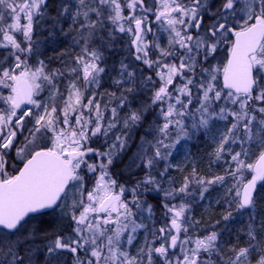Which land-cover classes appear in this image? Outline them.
I'll return each instance as SVG.
<instances>
[{"label":"snow or ice","instance_id":"snow-or-ice-1","mask_svg":"<svg viewBox=\"0 0 264 264\" xmlns=\"http://www.w3.org/2000/svg\"><path fill=\"white\" fill-rule=\"evenodd\" d=\"M262 201L264 0H0V264H264Z\"/></svg>","mask_w":264,"mask_h":264},{"label":"trees","instance_id":"trees-1","mask_svg":"<svg viewBox=\"0 0 264 264\" xmlns=\"http://www.w3.org/2000/svg\"><path fill=\"white\" fill-rule=\"evenodd\" d=\"M67 43L68 41H65V43H62V44L52 45L48 49V55L54 57L55 55L59 54L60 51L66 46ZM52 48L55 49V52L52 51ZM118 56H119L118 52L115 54H112V58L116 61H118L120 58V57L118 58ZM52 65H54V68L55 66H57L58 68L61 66V62L59 60L53 59ZM147 74H148L147 70H145V75ZM101 90L102 91L104 90L114 91L115 89L110 88L108 83H104ZM212 148H213V145L209 141H207L203 136H200L198 139L190 143V154L197 161L196 163L197 169L201 175L207 178H211L214 175H219V174L224 173V170H223L224 162H221V163L215 162V156L211 155ZM209 163H213V165L212 164L209 165ZM122 167H123L122 164H117V167L114 169V171H119ZM185 169L186 171L184 172H178L174 170L171 174L177 180H179L182 178L183 175H186L188 171H191V167H189L188 165L185 166ZM262 203H264V201H262ZM199 208H200V205H197L193 210L194 213H198L197 211L200 210ZM223 211L224 210L219 205H216L214 208H212L211 211L208 212L207 216L205 214L198 216V220L200 221L201 226L211 225L215 221L219 220ZM244 222H245L244 217H240L236 221H234L230 225L231 235L229 233H225V238L229 239L232 243H236L234 236L237 230L244 228ZM243 239L244 237L241 236V242L243 241Z\"/></svg>","mask_w":264,"mask_h":264},{"label":"rangeland","instance_id":"rangeland-1","mask_svg":"<svg viewBox=\"0 0 264 264\" xmlns=\"http://www.w3.org/2000/svg\"><path fill=\"white\" fill-rule=\"evenodd\" d=\"M163 35V34H162ZM131 39V37H128V36H123L121 41H120V44L117 46L118 49H123L124 48V45ZM149 39H151V37H149ZM118 53H119V56L118 58L121 59L122 57H125V55H127L128 53L124 50H118ZM51 67L54 68V65H50ZM55 68H57V66H55ZM109 84V83H108ZM102 91V90H101ZM189 148H190V145H189ZM214 148V146H213ZM213 148H212V151H211V154L213 152ZM191 155V154H190ZM192 157V156H191ZM193 158V157H192ZM185 157H184V152H183V149H181L180 151H178L175 155V158H174V163H178V162H181V161H184ZM194 159V158H193ZM215 162L216 159H215ZM223 161H220L219 163H221ZM218 163V162H217ZM213 165V163H209V165ZM187 164L185 163L184 167L186 166ZM227 167V165L224 163L223 165V170ZM210 179V178H209ZM212 192H210L208 194V199L206 201H202L200 202V210L197 211L198 213H194L193 211V215L196 217V219H198V216H201L203 214H205L206 216L208 215V212L212 210V208H214L217 204L215 203V200L218 196V194H222V189H220L219 187H214L212 190ZM211 230V229H209ZM143 239V233H141L140 235V241H142ZM139 242V241H138ZM134 251V249H133ZM70 259V257H69Z\"/></svg>","mask_w":264,"mask_h":264}]
</instances>
